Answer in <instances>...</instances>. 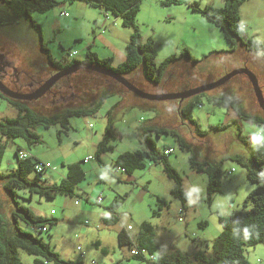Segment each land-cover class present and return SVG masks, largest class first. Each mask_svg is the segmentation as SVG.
Returning a JSON list of instances; mask_svg holds the SVG:
<instances>
[{
  "label": "rangeland",
  "instance_id": "obj_1",
  "mask_svg": "<svg viewBox=\"0 0 264 264\" xmlns=\"http://www.w3.org/2000/svg\"><path fill=\"white\" fill-rule=\"evenodd\" d=\"M58 1L57 6L46 12H32L33 20L42 26L44 41L57 60L65 64L83 61L89 45L100 59L116 57L117 62L116 59L113 61L115 67L126 59L125 56L122 62L119 61L123 54L126 55L133 29L122 25L120 17L84 1ZM193 1L215 7H222L225 3V0H141L137 25L142 41L149 38L155 41L158 64L170 55H181L185 49L198 62L186 58L187 62L171 69L165 84H149L140 71L129 75L128 79L147 92H177L215 81L227 72L247 65L257 74L264 91V55L243 50L234 57L223 52L231 48L223 30L195 11L190 6ZM63 12L68 15H62ZM240 23L247 38L264 44V0L245 1L241 6ZM35 43L36 32L30 21L0 27L1 53H6L33 73L46 75L50 68L46 66L45 56L38 53ZM73 51L77 52L76 56H71ZM72 83V89L66 91L64 99L46 95L28 105L45 114H53L67 106L90 105L107 90L102 107L95 114L70 117L67 127L62 122L49 127L38 125L35 128L40 138L38 143L30 145L23 137L9 139L1 166L2 172L12 171L17 164V149L21 148L33 158L52 164L44 181V184H52L66 176L69 164L81 163L86 175L77 185L74 196L59 194L47 198L35 194L31 197L29 193L19 191L21 203L39 215L57 219L52 227L48 226L44 239L50 241L65 259H78L85 264H112L121 259L126 264H136L138 260L132 256L133 251L128 246H120L118 232L130 225L129 234L136 238L141 224L146 221L155 230L159 251L179 249L194 254L202 249L211 253L214 240L223 230L219 215H230L244 209L246 197L257 187L248 180L246 168L228 156L237 153L247 155L241 135L255 137L264 129L241 119L233 108L215 105L203 96L193 110L202 129L208 130V134L203 136L181 118L179 100L143 99L114 79L88 69L74 75ZM121 92L127 95L126 98ZM208 93L230 95L247 111L264 116L252 84L245 75H236ZM113 106L114 114L110 117L118 137L108 139L109 149L102 151L101 160H98L96 153L109 122L107 113ZM18 114L16 106L0 97V121ZM153 124L159 130L160 127L176 129L191 145L181 147L172 133L159 134L155 128L150 132L158 152L165 154L166 149L174 148L167 158L182 177L183 189L188 195L185 203L172 193L175 182L164 171L163 163L150 159L149 147L141 131ZM138 150L143 153L147 166L136 167L130 173L118 171L116 160L119 155ZM90 156L95 159L86 162ZM192 156L199 161L222 162V190L211 200L207 194L209 177L193 168L190 163ZM101 193L103 201L98 204L96 198ZM159 197L166 199L168 206L161 209ZM116 198L122 200L115 208L119 221L107 225L103 217L111 212L109 206ZM0 208L6 215L11 208L1 186ZM97 242L101 247H97ZM104 247L108 250L106 253L102 251ZM245 253L250 264H264V243L246 246ZM20 256L23 264H36V256L23 249H20Z\"/></svg>",
  "mask_w": 264,
  "mask_h": 264
},
{
  "label": "trees",
  "instance_id": "obj_2",
  "mask_svg": "<svg viewBox=\"0 0 264 264\" xmlns=\"http://www.w3.org/2000/svg\"><path fill=\"white\" fill-rule=\"evenodd\" d=\"M80 1L120 17L122 25L132 28L133 32L126 47V59L119 66H113V56L100 59L98 54L92 51V46L90 45L87 49L86 59L83 61L76 60L75 62L94 63L105 68H111L127 78L134 72L140 71L146 82L155 85L165 84L171 69L180 63L187 62L186 58L198 62L192 58L188 49H185L181 55L173 54L168 56L160 64L156 62L158 52L155 41L152 38L142 41L137 25L141 0ZM245 1L247 0H225L222 7L202 5L199 1H193L190 6L223 30L226 39L231 44V48L223 52L235 57L244 50L250 54L254 53L262 56L264 55L263 42L247 38L240 23L241 6ZM58 4V0H0V27L24 23L25 20L30 21L32 29L36 32L37 42L41 46L46 59L52 66L62 69L71 64H63L54 57L51 49L44 41L42 26L32 18V12H46ZM103 76L107 79H112L106 75ZM185 76H187L186 78L189 77L188 75ZM134 84L136 85L137 83ZM125 89L128 90L127 88ZM208 92L206 91L184 100L179 111L181 118L187 121L188 125L194 127V130L199 135L205 136L208 134V130L202 129L193 114L194 106L200 104L203 96H205L207 101L215 105L233 108L241 119L256 123L264 129V116L262 114L247 111L243 104L237 103L230 95H211ZM106 93L107 90L90 105L69 106L59 112L45 114L25 102L9 99L0 92V97L19 109L17 117L0 121V186L4 190L11 206L7 215L0 208V264H23L20 249L36 256V264H45L46 262L54 264H85L82 260L63 258L56 250V247L50 241L44 239L43 234L48 232V226L52 227L57 222L56 218L39 215L19 201L20 190L29 193L31 197L35 194L47 198H52L59 194L74 196L77 185L86 175L81 163L69 164L66 176L60 182L52 184H44L47 170L38 172L36 169V164L41 160L30 155L26 158H20L19 152L22 150L21 148L17 149V165L12 171L2 172L1 166L9 139L23 137L30 145L38 143L40 138L35 131L38 125L49 127L57 122H62L63 126L67 127L70 117L95 114L102 107L105 97H107ZM123 94L125 93H122V96ZM114 107L107 113L109 122L106 126L104 139L100 142L96 153L98 160H101L100 153L109 149L107 145L108 139L112 136L118 137L114 121L110 117V115L113 116L114 114ZM157 127L153 124L151 128H143L141 131L143 140L149 147L150 159L162 162L164 171L168 177L174 180L175 185L172 193L185 203L188 200V195L183 189L182 177L170 164L167 155L157 151L156 143L150 132L155 128L159 134L161 132L172 133L177 137L181 147H189L191 145L186 142L184 136L176 129L160 127L161 130H159ZM258 133H262V137L259 139L256 137L257 135L255 137L241 135L240 140L247 148V155L237 153L228 156L246 168L248 180L257 184V187L246 197L244 209L230 215H219L223 230L214 240L212 252L208 253L202 249L197 250L194 254L179 249L159 251V247L155 242V230L149 222L145 221L141 224L140 232L136 238L131 236L125 228L118 232L120 246H128L131 251H133L134 247L139 250L138 253L132 252V256L138 260L136 264H250L245 253L246 246L264 243V131ZM190 163L196 171L204 172L208 175L207 194L211 200L216 193L222 190V162L216 160L199 161L192 156ZM116 166L124 167L130 173L136 167H146L147 162L140 150L134 152L126 151L119 155L116 160ZM159 199L161 209L165 205L168 206L166 199L162 197H159ZM121 203L122 200L116 198L113 204L109 206L111 212L103 217L105 224L113 225L119 221L115 208ZM97 247H101L100 242H97ZM102 251L106 253L108 250L104 247ZM112 264L126 263L120 259Z\"/></svg>",
  "mask_w": 264,
  "mask_h": 264
},
{
  "label": "water",
  "instance_id": "obj_3",
  "mask_svg": "<svg viewBox=\"0 0 264 264\" xmlns=\"http://www.w3.org/2000/svg\"><path fill=\"white\" fill-rule=\"evenodd\" d=\"M19 65V63H16ZM81 69H89L96 72H99L103 75L109 76L118 83L125 86L130 92L135 93L136 95L140 96L143 99H149V100H179V103L181 104L184 100L192 98L198 94L204 93L206 91L214 90L221 85L226 84L228 81H230L233 77L236 75H245L249 82L252 84L257 102L259 107L264 111V91L262 86L260 85L259 78L257 74L249 68L247 65L238 67L233 69L230 72H227L225 75L220 77L219 79L201 84L198 86L190 87L188 89H185L183 91H177V92H168V93H152L147 92L141 88H139L137 85H135L132 81H130L125 75L117 72L114 69L111 68H105L101 65L94 64V63H87V62H76L72 64L70 67L63 69L62 71H59L55 75H53L50 79H48L43 85H41L34 93L32 94H20L17 93L11 89H9L4 83L0 81V92L4 94L5 96H8L10 98L14 99H23V100H37L38 98L42 97L46 92H48L53 85H55V82H57L59 79L64 77L65 75H70L74 72H77Z\"/></svg>",
  "mask_w": 264,
  "mask_h": 264
},
{
  "label": "flooded vegetation",
  "instance_id": "obj_4",
  "mask_svg": "<svg viewBox=\"0 0 264 264\" xmlns=\"http://www.w3.org/2000/svg\"><path fill=\"white\" fill-rule=\"evenodd\" d=\"M35 45L38 48V53H40L41 55H44L41 46L37 42V39H36V43L34 44V46ZM45 60L47 61L46 66H48V68H50V71H46L45 72L46 75H43V74L41 75L40 73L39 74L33 73L29 69L23 68L21 65H17L16 61L14 59H10L6 53H1V51H0V81L2 83H4L9 89H11L17 93L32 94L41 85H43L48 79H50L53 75H55L59 71H62L63 69L68 68L72 64H74L72 62H67L66 64H71V65H68L67 67L62 68V69H58V68L52 66L51 63L48 62L46 57H45ZM63 64H65V63H63ZM43 69H44V67H43ZM81 70H85V69H81ZM81 70H78L77 72H74L70 75H65L64 77L59 79L57 82H55V85H53V87L48 92H46L42 97L38 98L37 100H32V101H39L42 98L46 97V95H51L54 99H56L57 97L64 99L65 97H63V96H64V94H66V91L72 89V84H73L72 78H73V76L76 75ZM90 71H93V70H90ZM5 97L12 99V100L25 102L27 104L29 102H32L30 100L14 99V98H10L8 96H5ZM67 107H69V106H67ZM64 108L65 107H63V109Z\"/></svg>",
  "mask_w": 264,
  "mask_h": 264
},
{
  "label": "built area",
  "instance_id": "obj_5",
  "mask_svg": "<svg viewBox=\"0 0 264 264\" xmlns=\"http://www.w3.org/2000/svg\"><path fill=\"white\" fill-rule=\"evenodd\" d=\"M62 15L67 16L68 14H67L66 12H63ZM76 53H77L76 51L72 52V53H71V56H75ZM256 137H257L258 139L261 138V137H262V133H258ZM172 152H174V148H172V147H170V148H168V149L165 150V154H166V155H168V154H170V153H172ZM19 156H20V158H26V157L29 156V154L26 153L25 151L21 150V151L19 152ZM92 159H94V157L90 156V157L86 158V161H89V160H92ZM51 167H52V164L49 163V162L40 161V162H38V163L36 164V169H37L38 172H42V171L47 170V169H49V168H51ZM117 170H118V171L121 170L122 172H127L126 169H125L124 167H122V168L118 167ZM103 197H104V195H103L102 193L99 194V195L97 196V198H96V202H97L98 204H101L102 201H103ZM53 212H54V211H53ZM53 212H52V213H53ZM128 228H129V229H132L131 226H129ZM44 229H46V228H44ZM138 252H139V250H138L136 247H134V249H133V253H138Z\"/></svg>",
  "mask_w": 264,
  "mask_h": 264
},
{
  "label": "crops",
  "instance_id": "obj_6",
  "mask_svg": "<svg viewBox=\"0 0 264 264\" xmlns=\"http://www.w3.org/2000/svg\"><path fill=\"white\" fill-rule=\"evenodd\" d=\"M87 46H88V45H87ZM88 47H89V46H88ZM125 56H126V55L123 54V55H122V58L119 59V61L122 62V61L125 59ZM113 58L116 59V57H113ZM116 62H117V59H116ZM114 65H115V63H114ZM114 65H113V66H114ZM114 67H115V66H114ZM123 96L126 98V94H123ZM46 162H47V161H46ZM16 165H17V164H16ZM53 211H54V210H52L51 213H52ZM129 226H130V225H129ZM129 226H128V227H129ZM127 230H130V229L128 228ZM128 233H129V231H128Z\"/></svg>",
  "mask_w": 264,
  "mask_h": 264
}]
</instances>
